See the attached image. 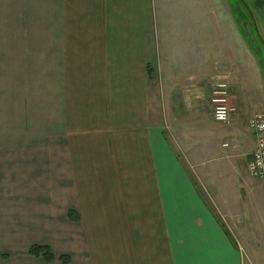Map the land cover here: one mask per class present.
<instances>
[{"label": "crops", "instance_id": "0c3cea01", "mask_svg": "<svg viewBox=\"0 0 264 264\" xmlns=\"http://www.w3.org/2000/svg\"><path fill=\"white\" fill-rule=\"evenodd\" d=\"M203 1L193 15L197 0H44L58 75L45 81L43 134L54 137L0 142V198L15 204L1 201L14 218L0 224V264H59L30 256L32 244L71 264L263 260L264 181L246 171V120L264 113V80L237 79L239 26L227 4ZM222 73L229 123L212 119L207 89Z\"/></svg>", "mask_w": 264, "mask_h": 264}, {"label": "rangeland", "instance_id": "374dc122", "mask_svg": "<svg viewBox=\"0 0 264 264\" xmlns=\"http://www.w3.org/2000/svg\"><path fill=\"white\" fill-rule=\"evenodd\" d=\"M201 1L203 0H197L196 7L189 4L187 11L193 15L205 12L207 6L199 4ZM213 1L215 5L216 0ZM217 2L227 4L230 16L235 17V24L239 26L236 64L240 71L237 77L240 78L237 79H247L250 82L258 78L264 80V32H260V35L256 33L255 23L252 21L253 16L258 27L264 26V20L258 16L257 8L250 0H246L245 6L239 0H217ZM237 11H242L243 21L238 19ZM46 14L44 0H0V142L34 140L41 143L39 140L54 137L50 134L45 138L43 134L46 118L44 111L54 105L46 95L45 81L48 77L58 75L55 69L51 68L48 54L45 52ZM243 23L251 27V30H243ZM228 24H231V19ZM52 71H54L53 75ZM27 79L28 87L32 88L31 92L23 84ZM212 79L207 86L209 99L213 83L219 79L228 80L223 73L215 75ZM229 104L234 106L230 96ZM29 127L33 136L26 137V134L30 133ZM3 190L4 188L0 186V191ZM12 199L11 196L0 198V203L5 200L6 204L13 208L15 204ZM37 210H40L39 213L45 220L50 219L44 214L46 210L44 206L38 205ZM11 213L8 218L3 217L4 214L0 212L2 226L3 223H12L14 215ZM17 225L13 223L12 228L9 224L11 228L6 231L11 236L13 234L19 236L20 230L17 229ZM3 232L0 230V249L5 251L9 246L5 242ZM262 258L263 260L255 261L254 264H264V255Z\"/></svg>", "mask_w": 264, "mask_h": 264}, {"label": "built area", "instance_id": "2783aa9c", "mask_svg": "<svg viewBox=\"0 0 264 264\" xmlns=\"http://www.w3.org/2000/svg\"><path fill=\"white\" fill-rule=\"evenodd\" d=\"M230 83L219 79L213 83L210 91L212 119L220 123H229L236 107L229 104ZM247 128L254 138V149L246 161V171L250 176L264 181V113L254 112L246 120Z\"/></svg>", "mask_w": 264, "mask_h": 264}, {"label": "trees", "instance_id": "16d2710c", "mask_svg": "<svg viewBox=\"0 0 264 264\" xmlns=\"http://www.w3.org/2000/svg\"><path fill=\"white\" fill-rule=\"evenodd\" d=\"M68 217L71 220H76L77 215L73 210H68ZM28 254L35 258H41L45 262H52L55 259L59 264H71V260L68 254H59L57 257L53 254L51 248L44 244H32L28 248Z\"/></svg>", "mask_w": 264, "mask_h": 264}, {"label": "flooded vegetation", "instance_id": "af4514ba", "mask_svg": "<svg viewBox=\"0 0 264 264\" xmlns=\"http://www.w3.org/2000/svg\"><path fill=\"white\" fill-rule=\"evenodd\" d=\"M240 2H241V4L243 5V6H245V2H246V0H239ZM250 1H252V3L254 4V6H255V8H257V12H258V16L262 19V20H264V0H250ZM249 11V10H248ZM238 12V11H237ZM249 13L251 14V12L249 11ZM237 14V16H238V14H239V16H238V19H241L242 21L244 20L241 16H242V11L241 12H238V13H236ZM249 14V15H250ZM252 15V14H251ZM252 21H253V23H255V25H254V31L256 32V33H258L259 35H260V32H264V26L262 27H258V25L256 24V21H255V19H254V17L252 16ZM242 28H243V30H245V31H250L251 30V27H248V26H245L244 25V23H243V26H242Z\"/></svg>", "mask_w": 264, "mask_h": 264}]
</instances>
